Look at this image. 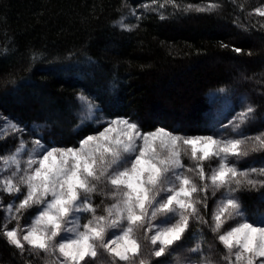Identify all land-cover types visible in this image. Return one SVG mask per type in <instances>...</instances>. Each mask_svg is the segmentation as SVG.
<instances>
[{
  "label": "trees",
  "instance_id": "trees-1",
  "mask_svg": "<svg viewBox=\"0 0 264 264\" xmlns=\"http://www.w3.org/2000/svg\"><path fill=\"white\" fill-rule=\"evenodd\" d=\"M150 1L163 0H0V116L26 129L0 138V156L26 132L45 143L74 146L100 130L101 124H81L80 94L105 116L133 117L143 130L206 135L214 131L210 93L226 88L233 110L240 104L256 108L246 134L264 130V21L251 12L262 0H167L183 10L163 19L148 11L131 31L115 26L126 6ZM207 2L217 7L195 10ZM160 104L165 107L157 109ZM187 109L196 121L183 126L177 115ZM238 193L248 213L264 211V188ZM9 196L0 191L3 205ZM4 216L0 211V224ZM194 230L178 254L192 246L187 237ZM212 233L199 227L196 234L207 257L226 264L225 249ZM46 259L27 247L21 255L0 236V264Z\"/></svg>",
  "mask_w": 264,
  "mask_h": 264
},
{
  "label": "snow or ice",
  "instance_id": "snow-or-ice-1",
  "mask_svg": "<svg viewBox=\"0 0 264 264\" xmlns=\"http://www.w3.org/2000/svg\"><path fill=\"white\" fill-rule=\"evenodd\" d=\"M215 7L210 3L195 10ZM255 12L264 16V9ZM124 21L121 17L115 26L131 31L134 26ZM77 100L84 112L81 124L104 123L103 130L81 138L78 147L35 139L29 149L20 139L12 152L0 156V191L13 196L23 192L22 199L16 196L18 204L11 201L5 207L0 201L5 213L0 236L9 245L21 255L26 246L30 255L44 253L45 264H93L102 252L111 264H153V257L155 264H171L167 258L175 259L191 225L209 224L201 207L208 208L209 192L212 197L219 192L209 227L225 249L222 259L226 264H264V211L249 215L236 195L243 188H264V159L257 161L260 167L241 169L236 163L264 152V131L246 134L256 119L254 105L246 104L223 126L233 135L220 130L180 135L163 127L142 131L127 117L97 122L98 106L84 94ZM23 131L8 121L0 124V138ZM184 156L193 166L184 164ZM214 160L216 166L209 165L206 172L204 162ZM100 185L110 187L103 194L112 201H101L102 214L92 200ZM29 209H35L30 223L21 226L20 218ZM12 220L17 223L9 229ZM229 221L233 225L224 230ZM146 244L151 246L148 252ZM187 251L195 257L188 264H214L199 243ZM176 264L183 262L177 259Z\"/></svg>",
  "mask_w": 264,
  "mask_h": 264
},
{
  "label": "rangeland",
  "instance_id": "rangeland-1",
  "mask_svg": "<svg viewBox=\"0 0 264 264\" xmlns=\"http://www.w3.org/2000/svg\"><path fill=\"white\" fill-rule=\"evenodd\" d=\"M172 2L173 1L167 2V0L166 1L163 0V1L143 2L139 5H134V6L128 5L124 8V11L122 12V15L120 16L119 20L121 19V17H124L125 18L124 22L126 24H130V25L135 26L138 22V19L141 17V15H143L144 13H146L148 11L156 12L165 18L166 16H168V14L170 12L183 10L182 5H180L179 3H175V2L172 3ZM210 3H212V2H207L206 4H203L200 7L207 6ZM161 5H163V7H161ZM176 5H179V7H177ZM183 6H186V5H183ZM186 7H188V6H186ZM256 9H264V0L257 3L256 5H254L251 9V12L256 14V12H255ZM133 12H135V15L132 14ZM256 15H258V14H256ZM259 16H261V15H259ZM262 18L264 21V16H262ZM221 89H224V91L221 92L220 91ZM221 89L214 90L210 93V101L212 102L211 118H212V124H213L214 131L211 134H206V135H212L213 133L217 132V130L222 131L224 129L223 126L228 125L229 120H231L237 112L241 111L242 108H244V104H240L238 109L233 110L228 89H226V88H221ZM92 102L94 105L98 106L94 101H92ZM171 106H173V105H167L168 108H171ZM164 107H165L164 105L160 104L159 107H157V109H161ZM183 111L185 114H183L182 112H179V114L177 115V118L179 119L178 121H181L183 126H188V124L192 125V123L194 124L196 121L195 117H194V115H190V113L193 112L192 109H187V110H183ZM95 117H96L97 122L102 121V120L106 121L109 119L116 118V117L105 116L103 113L100 112L99 107L95 111ZM117 117H124V116H117ZM127 118H130L131 120L138 123V121L133 117H127ZM5 121L16 124L15 122H13L7 118H2L0 116V124H3ZM100 124L102 125V128L100 130H103V127L106 126V124H104V123H100ZM23 129H24V131H26V129L24 127H23ZM141 130L146 132V131H153L155 129H153V130L141 129ZM167 130H169V129H167ZM169 131H171V130H169ZM96 132L91 133V134H96ZM173 133L180 134V135H189V134H185V133H176V132H173ZM257 133H259V132H257ZM17 134H21V133H17ZM223 134L225 136L233 135L230 127L227 130H225L223 132ZM199 135H202V134H199ZM21 139H23L25 141V143L27 144V147L29 149H31L32 148V141L35 139H38V138H33L28 134V132H26L25 137H22ZM41 142L45 143L42 140H41ZM46 144H49V143H46ZM54 145H56V144H54ZM16 146L12 150H10L6 153L12 152L16 148ZM74 146L78 147V144H76ZM261 153H264V152H261ZM261 153H253L249 157L244 158V159L240 160L239 162H236L237 166L241 169L251 167V166L260 167L261 165L257 161L262 160L261 157H263V156H261ZM183 162L187 167L193 166V162L187 156L183 157ZM204 163H205V171L207 172L209 170V165H211L212 167H215L217 162L214 160V161H205ZM9 174H10L9 172H5L3 175L7 176ZM188 175H193V174L188 173ZM99 189L100 190L97 193H94L92 195V200H93V203L95 205L100 206L98 208V214H102L103 204H101V201H103L105 204L112 202L111 200H108L103 193L108 192L111 189H110V187H106L104 185H100ZM208 195H209L208 208L204 209L203 207H201V215L204 216V218L209 221V224H211L212 209L215 206V201L220 198V193L217 192L215 197H212L211 192H209ZM236 195L240 198V193L237 192ZM16 196H19V198L22 199L23 198V192L16 194ZM16 196L10 195L9 196L10 197L9 202L15 201V203L18 204L19 200L16 199ZM9 202H6V203L8 204ZM7 204H4V206L6 207ZM34 212H35V209H29V210L25 211L20 218V221H19L20 225L23 226V225L30 223L29 217ZM249 215H251V213H249ZM81 222L83 223L84 221H81ZM16 223H17L16 220H12V222L8 224V228L11 229V228L15 227ZM233 223H234L233 221H229L228 224H226L224 226V230H227L230 226L233 225ZM209 224L193 223L191 225V228H195L196 230H194V232L192 233L195 235H194V238L192 239L193 244L189 248L194 247L197 243H199L201 245L202 252L205 256H207L206 255V249L203 246V243L201 242L202 239H201L200 235L196 234V233H197V229L199 227H202L204 232H211ZM187 249L188 248L184 249V252L182 255L175 252L174 253L175 259L169 258L171 260V264H176L177 259L180 260L181 262H183V264H188L189 260L194 259L195 257L193 256V254L189 253L187 251ZM96 259H97L96 260L97 264H111V258L108 257V255L106 253L102 252L100 255H98V257ZM214 264H216V263L214 262Z\"/></svg>",
  "mask_w": 264,
  "mask_h": 264
}]
</instances>
